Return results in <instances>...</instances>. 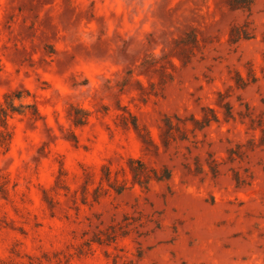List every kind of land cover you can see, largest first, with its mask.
<instances>
[{
    "label": "clouds",
    "instance_id": "obj_1",
    "mask_svg": "<svg viewBox=\"0 0 264 264\" xmlns=\"http://www.w3.org/2000/svg\"><path fill=\"white\" fill-rule=\"evenodd\" d=\"M0 264H264V0H0Z\"/></svg>",
    "mask_w": 264,
    "mask_h": 264
}]
</instances>
